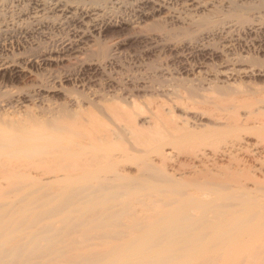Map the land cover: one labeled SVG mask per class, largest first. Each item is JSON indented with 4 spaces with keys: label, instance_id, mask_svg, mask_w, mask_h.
Instances as JSON below:
<instances>
[{
    "label": "bare ground",
    "instance_id": "1",
    "mask_svg": "<svg viewBox=\"0 0 264 264\" xmlns=\"http://www.w3.org/2000/svg\"><path fill=\"white\" fill-rule=\"evenodd\" d=\"M133 3L140 23L167 0ZM33 8L71 32L55 47L0 56V264H264V85L234 82L264 78V65L233 51L235 20L218 31L226 56L204 77L208 106L181 102L179 115L166 102L141 109L132 94L100 96L90 64L55 72L114 22L60 1ZM246 32L264 51V24ZM201 39L188 51L194 70L217 49ZM57 93L62 102L49 99Z\"/></svg>",
    "mask_w": 264,
    "mask_h": 264
},
{
    "label": "rangeland",
    "instance_id": "2",
    "mask_svg": "<svg viewBox=\"0 0 264 264\" xmlns=\"http://www.w3.org/2000/svg\"><path fill=\"white\" fill-rule=\"evenodd\" d=\"M40 1L68 3L77 9L97 12L100 18L114 22L107 24L103 33L96 34L75 56L62 60L58 65L53 64L52 69L55 72H80L83 67L90 64L94 67L96 76V81L92 82L90 87L92 86L100 96L122 98L132 94L141 109H146L152 103L166 102L175 113L183 115L181 102H193L194 106L202 108L208 106V98L203 94L205 90L203 81L207 80L204 77H210L209 71L215 67L216 62L219 63L226 56L225 47L222 45L224 42L221 41L222 37L218 36V31L228 30L229 22H226L230 19L235 20L234 27H237L236 32L239 36L233 51L245 55L248 62L264 65V51L258 48L255 50L254 42L248 37L249 34L245 33L255 21L264 24V0L244 2L226 0L242 2L243 5L235 9L225 6L227 3L225 0H211L212 2L203 0L207 9L198 12L191 9L192 4L188 5L191 0H181L185 3L188 1L184 5L180 0H167L166 7L140 23L136 22L137 15L133 3L136 0ZM176 12H179V18L182 20L171 21L170 16ZM194 14L198 18L193 19ZM5 25L8 31L0 32L1 57L6 53L7 55L20 51L36 53L38 50L55 47L70 37L71 32V25L62 16L48 9L34 10L33 0H0V27L5 28ZM206 34L209 36L205 37ZM200 39L208 48L217 47V49L211 60L207 58L204 61L205 64L207 63L206 66L196 67L194 70L195 58L188 56V51L190 46ZM151 40L156 46L149 48L148 41ZM211 61L215 64L211 65ZM185 67L188 70H183ZM198 69L201 70L196 72ZM36 76L34 73L27 75L22 82L16 84L34 82ZM237 80L239 79H235L234 82H240L241 86L249 88L248 91L255 86L264 85V78L261 77H241V81ZM219 84L221 82L216 81L215 86ZM64 85L71 88L70 90L75 88L70 81L64 82ZM87 92L83 89L81 93L88 96ZM49 99L61 102L64 100L59 93L53 94ZM176 101L177 103L173 104ZM193 114L188 112V115H192L191 119Z\"/></svg>",
    "mask_w": 264,
    "mask_h": 264
}]
</instances>
